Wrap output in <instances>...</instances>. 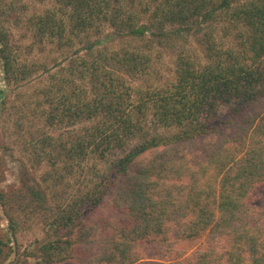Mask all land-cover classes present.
<instances>
[{
	"label": "trees",
	"instance_id": "16d2710c",
	"mask_svg": "<svg viewBox=\"0 0 264 264\" xmlns=\"http://www.w3.org/2000/svg\"><path fill=\"white\" fill-rule=\"evenodd\" d=\"M52 1L27 18L33 41L76 46L39 88L46 123H86L38 144L43 156L57 151L51 163L87 174L54 205L43 187L0 186V264L33 214L44 233L23 250L32 264H144L150 244L161 264H264V223L252 211L264 190V111L249 112L264 98V0ZM163 50L174 55L172 79L132 87ZM0 70L8 83L27 76L2 25ZM194 140L201 154L180 150Z\"/></svg>",
	"mask_w": 264,
	"mask_h": 264
},
{
	"label": "rangeland",
	"instance_id": "374dc122",
	"mask_svg": "<svg viewBox=\"0 0 264 264\" xmlns=\"http://www.w3.org/2000/svg\"><path fill=\"white\" fill-rule=\"evenodd\" d=\"M53 5L52 0L43 2L0 0V25L10 35V42L18 66L25 71L23 73L27 74L23 80L8 83L3 79V72L0 70V87L3 90L0 93L2 102L0 105V186L2 191H8L7 185L34 184L40 188L43 187L50 205L65 203L72 192L82 187L83 178L87 174V171L82 170H64L62 160H58L59 162L57 161L56 164L51 163L48 157L57 156V151H47L49 154L43 156L45 152L38 144V140L44 135L67 138L69 132L79 129L86 123L69 122V124H64L60 122L51 125L46 123L45 112L49 110V106L44 102L39 88L49 85L48 73H53L58 69L53 65L54 62L62 65L68 63L67 56L73 52L76 45H73L70 51H67L68 48L60 51L55 48L53 43H48L45 40L37 43L33 41L32 30L26 25V22L28 16L34 11L41 12ZM104 29L105 31L110 30L109 26H105ZM215 34L218 37L217 34L220 33L216 32ZM227 42L229 43L230 40ZM122 44L123 42L119 40L108 43L113 48H119ZM190 47L197 48L194 42ZM156 57L158 58L153 60L148 74L135 75L130 78L129 82L132 87L162 84L172 79L174 74L173 52L163 50L161 57L157 54ZM252 111H264V98L249 109V112ZM201 148L202 141L194 140L191 143H185L180 150H185L184 153L188 155H199ZM86 162L88 166H95L98 170L103 169V162L92 157L88 158ZM59 175L62 177V182L58 185L56 179ZM43 177H46V181ZM108 205L110 206V203ZM252 206L254 207L252 211L264 223L263 189L254 193ZM7 210L5 211L0 205V233L3 235L7 233L8 229L5 213ZM97 217H101V215L94 214V218ZM22 219L24 221L20 223L15 238L11 239V243L14 244L15 241L19 249L5 261V264H32V260L23 254V250L33 246L34 241L43 236L44 231L40 225V218L33 214L29 217L23 216ZM146 250L148 252L144 264H161L157 263L161 262L158 260L161 258L158 246L150 244Z\"/></svg>",
	"mask_w": 264,
	"mask_h": 264
}]
</instances>
